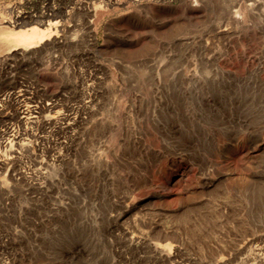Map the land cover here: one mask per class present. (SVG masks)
<instances>
[{
	"label": "rangeland",
	"instance_id": "obj_1",
	"mask_svg": "<svg viewBox=\"0 0 264 264\" xmlns=\"http://www.w3.org/2000/svg\"><path fill=\"white\" fill-rule=\"evenodd\" d=\"M55 12L0 50V264H264V0Z\"/></svg>",
	"mask_w": 264,
	"mask_h": 264
},
{
	"label": "bare ground",
	"instance_id": "obj_2",
	"mask_svg": "<svg viewBox=\"0 0 264 264\" xmlns=\"http://www.w3.org/2000/svg\"><path fill=\"white\" fill-rule=\"evenodd\" d=\"M63 1H68V5H63ZM135 2L139 4L141 0H20L10 7L8 16L3 20L10 26H18L23 21L31 20L39 24H28L26 27L18 29L0 28V50L10 49H29L43 42L51 34L50 27L53 25L52 18L55 17V11L60 8L68 7L74 9L82 7L85 11H94L96 7H107L121 2ZM3 25H0V27ZM6 27V26H5ZM44 44V43H43ZM22 51V50H21ZM9 93H3L0 96V102L9 96ZM1 107V104H0ZM23 116V115H21ZM15 135L11 136L9 141L15 143ZM18 140V139H17ZM20 140V139H19ZM23 145V143H22Z\"/></svg>",
	"mask_w": 264,
	"mask_h": 264
}]
</instances>
